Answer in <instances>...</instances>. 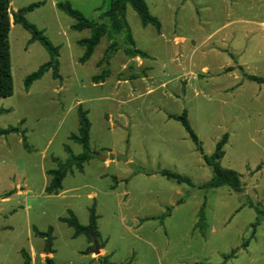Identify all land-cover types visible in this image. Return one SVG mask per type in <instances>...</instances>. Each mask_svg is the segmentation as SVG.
I'll list each match as a JSON object with an SVG mask.
<instances>
[{
  "label": "rangeland",
  "instance_id": "374dc122",
  "mask_svg": "<svg viewBox=\"0 0 264 264\" xmlns=\"http://www.w3.org/2000/svg\"><path fill=\"white\" fill-rule=\"evenodd\" d=\"M10 1L12 12L41 3L25 18L58 48L59 77L48 71L25 90V77L50 56L12 25L14 90L0 99V108L11 109L0 114V128L19 132L0 136V264H22L21 250L34 252L36 264L47 257L55 264H102L100 256L105 264H264V84L248 79L264 78V0H145L159 32L127 6L134 46L148 58L126 56L118 35L121 49L101 66L109 41L102 37L81 63L77 41L90 31L72 30L75 20L57 4L98 19L109 0ZM104 70V84L93 82ZM79 105L87 111L94 157L49 195L44 187L47 171L57 168L54 158L64 162L66 146L73 155L82 152L69 139L78 130ZM184 110L205 154L228 135L220 164L240 175L242 192L193 189L158 172L168 169L194 184L212 177L184 127L169 118ZM93 205L105 243L98 255L85 235L74 238L59 220L71 211L87 225ZM202 206L205 222L197 226ZM34 229H51L52 253Z\"/></svg>",
  "mask_w": 264,
  "mask_h": 264
},
{
  "label": "trees",
  "instance_id": "16d2710c",
  "mask_svg": "<svg viewBox=\"0 0 264 264\" xmlns=\"http://www.w3.org/2000/svg\"><path fill=\"white\" fill-rule=\"evenodd\" d=\"M10 2V0H0V99L11 97L14 90L9 44V31L11 26L14 24L21 25L22 28L30 33L31 37L29 43L34 41L39 42L46 49L50 56L46 63L42 64L36 71L25 77V90H28L34 81L39 80L48 71L52 72V77L54 79L59 77L58 48L53 46L43 35V32L39 30L34 24L29 23L25 18V15L28 12L39 7L41 3H35L27 7L20 8L16 12H12L10 10ZM57 6L60 10L64 11L67 15L75 20V23L71 25L72 30L82 31L88 29L90 31L89 37L82 38L77 41L80 46L84 47V53L79 59L81 63H84L90 59L102 37H106V39L109 41V45L104 52L103 58L98 61V66H101L103 63H108L110 57L121 49L120 42L117 40L118 35H123L122 43L124 46L122 50L126 56L129 58H148V55L145 52L135 48L134 46V40L126 20L127 6H130L137 13L143 26L149 24L153 25L158 32L161 28L159 20L150 13L145 0H109L107 9L101 12L98 19L86 18L80 11L71 8L68 3H58ZM106 76L107 70H104L101 72V74L92 77V80L95 83L104 81ZM248 79L259 84H264V78L262 77L250 75L248 76ZM10 111L11 109L9 108H0V114H5ZM77 115L78 130L76 134H71L69 139L79 144L82 148V152L77 155H73L68 146H66L65 150L69 154L68 158L64 162H60L54 158V161L57 162V168L47 171V175L50 177V180L44 188V192L49 195L58 194L62 189V181L66 175L73 172L74 170L79 172L83 171L84 164L94 157L89 145L90 122L87 117V111L83 110L79 105ZM169 118L179 121L184 127L189 138L196 144L197 150L202 156L205 165L211 169L212 177L210 180L204 183L194 184L190 178L177 172L168 169H161L158 172L168 180H173L178 184H186L193 189H214L225 186L233 192H242L243 187L240 180V175L234 170L222 167L220 164V161L224 156V146L227 142L228 135L224 134L222 138L216 143L214 151L210 155H207L203 152L199 139L188 122L187 113L185 110L181 115H169ZM18 132L19 129L16 126L0 128V136H7L11 133ZM22 143L24 144V147L28 148L24 135L22 138ZM177 203H182V200L180 199L177 201ZM254 207L256 212H263L257 208V205ZM170 210L171 208H167V212H165L162 217L168 216ZM97 219L98 216L95 212L94 205L89 209L87 225H81L75 214L71 211L69 212L68 217L59 218L61 222L65 223L68 227H71L74 230L72 235L74 238L79 235H85L88 241L93 243V235L99 242L100 249H103L105 243L100 242L101 236L98 231ZM198 220L197 226H201L205 222L203 206L198 212ZM256 225H258V220H256L254 223V226ZM34 232L35 235L46 238L47 244L49 246L48 252L52 253L51 229H49L47 232H40L37 229H34ZM20 253L23 258L22 264H31V258L28 252L21 250ZM225 258V260H227L228 256H225ZM98 259L102 264L107 263L106 256H100ZM45 261L46 264H55L52 258L47 257Z\"/></svg>",
  "mask_w": 264,
  "mask_h": 264
},
{
  "label": "crops",
  "instance_id": "0c3cea01",
  "mask_svg": "<svg viewBox=\"0 0 264 264\" xmlns=\"http://www.w3.org/2000/svg\"><path fill=\"white\" fill-rule=\"evenodd\" d=\"M264 24V23H263ZM112 58V57H111ZM111 58L109 59V63H110V60H111ZM134 58H139V57H134ZM143 60H145V59H143ZM204 69H207V67L206 66H204L203 67ZM98 84H101V85H103L104 84V81H101V82H99ZM106 156V155H105ZM108 156H106V158H107ZM104 158V159H101V160H104V164L105 165H108L110 162H109V159L107 158ZM106 159V160H105ZM115 181L117 182V180H116V178H115ZM47 185V184H46ZM112 187H114V186H112ZM45 188V187H44ZM62 190V189H61ZM59 194V193H58ZM94 194H92V195H90L89 197H91V198H94ZM102 251H104V248L103 249H100V251H99V253H102ZM47 253H48V251H47ZM29 255H30V258H31V264H36V256H35V253L34 252H31V253H28ZM103 257V256H102Z\"/></svg>",
  "mask_w": 264,
  "mask_h": 264
},
{
  "label": "water",
  "instance_id": "95a60500",
  "mask_svg": "<svg viewBox=\"0 0 264 264\" xmlns=\"http://www.w3.org/2000/svg\"><path fill=\"white\" fill-rule=\"evenodd\" d=\"M100 159H104L106 158V156H100V155H97ZM92 240H93V248H92V252L95 253V254H99V251H100V246H99V243L97 241V239L92 235Z\"/></svg>",
  "mask_w": 264,
  "mask_h": 264
}]
</instances>
